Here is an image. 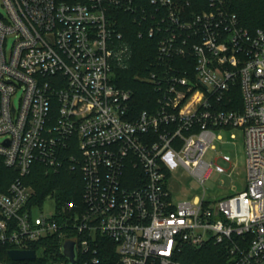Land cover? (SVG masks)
I'll return each mask as SVG.
<instances>
[{
	"label": "built area",
	"instance_id": "2783aa9c",
	"mask_svg": "<svg viewBox=\"0 0 264 264\" xmlns=\"http://www.w3.org/2000/svg\"><path fill=\"white\" fill-rule=\"evenodd\" d=\"M189 2L147 0L138 11L133 0H0V157L17 172L0 191V244L31 249L58 235L61 246L70 239L78 254H95L99 233L114 242L117 264H185L187 247L206 245L222 246L228 264H264V28L241 27L219 0L197 12ZM116 9L156 40L155 69L143 78L158 93L153 108L138 110L117 83L132 52ZM234 129L244 187L173 201L171 168L200 183L225 172L204 155ZM35 162L80 172V211L53 197V212L30 204L23 179Z\"/></svg>",
	"mask_w": 264,
	"mask_h": 264
},
{
	"label": "trees",
	"instance_id": "16d2710c",
	"mask_svg": "<svg viewBox=\"0 0 264 264\" xmlns=\"http://www.w3.org/2000/svg\"><path fill=\"white\" fill-rule=\"evenodd\" d=\"M218 3L229 12L235 13L240 26L250 32L264 28V0H219ZM133 6L138 11L149 8L147 0H133ZM186 7L197 12L207 8V0H190ZM113 12L117 20L115 27L122 32L132 52L129 67L117 71V83L133 90V102L138 110L153 108L156 106L158 93L143 78L155 69L156 40L145 34L138 36L139 31L145 28L139 24L133 13L122 9ZM16 177V170L6 167L0 157V191H5ZM23 180L33 189L30 204L41 205L47 197H53L60 209L68 203H73L78 211L82 209V182L79 171L62 169L58 173L47 172L40 163L35 162ZM61 241L62 236L51 235L30 243L29 247L39 253L34 260L21 261L10 260L7 252L11 246L0 244V260L8 261L10 264H68L60 250ZM92 243L97 248V253L81 255L77 253L76 264H117L115 244L111 239L96 233ZM92 256H96L99 262L92 263ZM179 260L185 264H228L223 247L213 245H206L200 249L187 247Z\"/></svg>",
	"mask_w": 264,
	"mask_h": 264
},
{
	"label": "rangeland",
	"instance_id": "374dc122",
	"mask_svg": "<svg viewBox=\"0 0 264 264\" xmlns=\"http://www.w3.org/2000/svg\"><path fill=\"white\" fill-rule=\"evenodd\" d=\"M0 11H4L0 4ZM7 48L12 44V38L7 39ZM20 92H16L14 101H17ZM235 138H229L227 131H221L223 142L215 141L216 150L205 153L206 161H213L223 168L225 172L219 173L210 170L206 178L200 183L197 178L180 164L174 165L170 170L169 190L173 201L182 199H194L204 195L211 200H217L224 196L240 191L245 184V147L243 134L239 129H234ZM1 140V137H0ZM229 155L230 161H224L221 155ZM29 186V185H27ZM31 189V195L33 189ZM213 196H215L213 198ZM41 207V208H40ZM39 208L44 212H53L55 202L52 197H47ZM35 212V211H34ZM39 253V251H37Z\"/></svg>",
	"mask_w": 264,
	"mask_h": 264
},
{
	"label": "water",
	"instance_id": "95a60500",
	"mask_svg": "<svg viewBox=\"0 0 264 264\" xmlns=\"http://www.w3.org/2000/svg\"><path fill=\"white\" fill-rule=\"evenodd\" d=\"M61 253L67 259L68 264L77 263L76 243L74 240H65L61 246ZM7 255L12 261L34 260L36 258L34 249H9Z\"/></svg>",
	"mask_w": 264,
	"mask_h": 264
}]
</instances>
